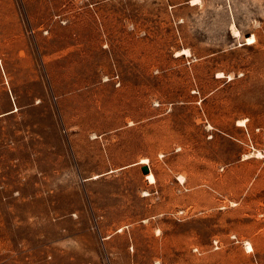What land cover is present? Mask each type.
I'll return each instance as SVG.
<instances>
[{"label":"rangeland","instance_id":"1","mask_svg":"<svg viewBox=\"0 0 264 264\" xmlns=\"http://www.w3.org/2000/svg\"><path fill=\"white\" fill-rule=\"evenodd\" d=\"M0 264H264V0H0Z\"/></svg>","mask_w":264,"mask_h":264},{"label":"bare ground","instance_id":"2","mask_svg":"<svg viewBox=\"0 0 264 264\" xmlns=\"http://www.w3.org/2000/svg\"><path fill=\"white\" fill-rule=\"evenodd\" d=\"M223 75V74H222ZM231 77V76H230ZM245 121H246V118L245 119H239L238 120V122H237V124H245ZM209 127H210V125H208ZM258 153V152H257ZM181 176V175H180ZM181 179H182V177H180ZM146 179L150 182V183H152V181H154V177H153V175L151 174V173H148L147 175H146ZM246 245L248 246L249 245V243L248 242H246Z\"/></svg>","mask_w":264,"mask_h":264},{"label":"water","instance_id":"3","mask_svg":"<svg viewBox=\"0 0 264 264\" xmlns=\"http://www.w3.org/2000/svg\"><path fill=\"white\" fill-rule=\"evenodd\" d=\"M141 171H142L144 174H146V173H148V172L150 171L149 166H148L147 163L141 165Z\"/></svg>","mask_w":264,"mask_h":264}]
</instances>
